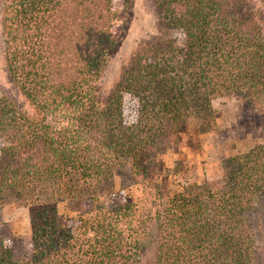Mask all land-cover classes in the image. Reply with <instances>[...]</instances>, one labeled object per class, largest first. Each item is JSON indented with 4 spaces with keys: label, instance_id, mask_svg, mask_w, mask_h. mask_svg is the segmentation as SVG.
I'll return each mask as SVG.
<instances>
[{
    "label": "trees",
    "instance_id": "16d2710c",
    "mask_svg": "<svg viewBox=\"0 0 264 264\" xmlns=\"http://www.w3.org/2000/svg\"><path fill=\"white\" fill-rule=\"evenodd\" d=\"M153 2L157 41L105 93L132 0H0L6 72L30 108L0 96V203L30 222L24 246L0 231V264H146L150 248V264H264V143L215 182L165 185L157 168L182 125L214 124V100L264 114V0ZM84 197L72 226L58 203Z\"/></svg>",
    "mask_w": 264,
    "mask_h": 264
},
{
    "label": "rangeland",
    "instance_id": "374dc122",
    "mask_svg": "<svg viewBox=\"0 0 264 264\" xmlns=\"http://www.w3.org/2000/svg\"><path fill=\"white\" fill-rule=\"evenodd\" d=\"M120 5V0H113ZM159 32L158 11L153 0H132V11L125 36L111 57L104 72L101 85L105 93L116 88L119 77L129 59L141 46L157 41ZM180 39L177 33L170 39ZM0 96L16 102L20 109L30 111L29 106L9 81L3 57L2 34L0 31ZM127 119L135 117V104L125 96ZM215 122L209 128L191 120L180 127L178 148L159 156L157 168L165 185H191L203 181L215 182L222 175L223 159L243 154L259 143H264V114L244 112L238 101L217 99L212 102ZM123 195V192H119ZM124 196V195H123ZM13 196L0 203V231L8 227L12 234L3 237L6 247H20L30 238L28 210L13 205ZM58 213L76 225L79 217L91 212V201L84 197L58 203ZM153 248L146 252L144 262L151 263Z\"/></svg>",
    "mask_w": 264,
    "mask_h": 264
}]
</instances>
